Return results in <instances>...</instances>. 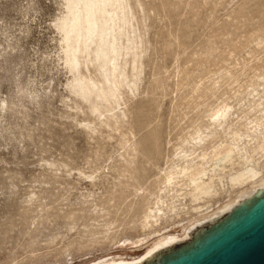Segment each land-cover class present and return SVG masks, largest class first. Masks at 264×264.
<instances>
[{"label":"rangeland","instance_id":"374dc122","mask_svg":"<svg viewBox=\"0 0 264 264\" xmlns=\"http://www.w3.org/2000/svg\"><path fill=\"white\" fill-rule=\"evenodd\" d=\"M107 5L116 52L98 57L93 37L73 70L65 0H0V264L144 255L114 244L143 240L176 155L205 154L212 168L234 133L264 121V0ZM259 132L243 141L249 156Z\"/></svg>","mask_w":264,"mask_h":264},{"label":"bare ground","instance_id":"6f19581e","mask_svg":"<svg viewBox=\"0 0 264 264\" xmlns=\"http://www.w3.org/2000/svg\"><path fill=\"white\" fill-rule=\"evenodd\" d=\"M65 1L69 5L68 24H64L62 44L66 48L68 66L77 70L81 55L87 51L86 44L93 37L98 39V57L106 59L109 51L115 53L119 37L110 25L114 17L110 15L107 2L111 0ZM82 45L85 47L82 48ZM113 66L116 67L115 64ZM231 109L224 105L212 115V122L224 126L229 120ZM263 122L256 118L249 122L250 127L244 135L234 133L235 143L212 168L208 167L207 155L202 154L199 157L201 162H196L189 151L182 150L164 172L161 194L145 212L141 222L142 231L138 236L143 240L130 245L131 240L122 237L114 244L120 247L119 250L134 254L146 249L145 254L139 256L136 253L130 260L123 256H107L88 264H158L162 255L186 247L237 206L249 203L264 193V138L257 144L260 155L255 153L254 157L247 155L249 152L243 142L245 139L258 140L262 133H257V129H264ZM196 139L202 142L199 137ZM139 145L143 144H135L134 150ZM231 161L242 168L236 166L238 170L234 167L226 169L225 163Z\"/></svg>","mask_w":264,"mask_h":264},{"label":"water","instance_id":"95a60500","mask_svg":"<svg viewBox=\"0 0 264 264\" xmlns=\"http://www.w3.org/2000/svg\"><path fill=\"white\" fill-rule=\"evenodd\" d=\"M158 264H264V193L233 209Z\"/></svg>","mask_w":264,"mask_h":264}]
</instances>
